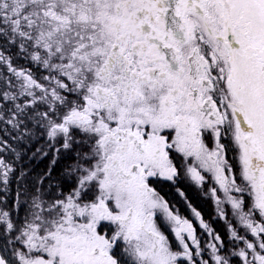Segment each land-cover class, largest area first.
<instances>
[{
  "label": "snow or ice",
  "instance_id": "1",
  "mask_svg": "<svg viewBox=\"0 0 264 264\" xmlns=\"http://www.w3.org/2000/svg\"><path fill=\"white\" fill-rule=\"evenodd\" d=\"M0 40L49 73L46 86L0 52L20 80L16 91L10 81L0 91L12 104L6 122L43 128L62 149H78L73 190L33 197L15 237L25 250H5L0 264H208L196 259L193 225L152 186L178 178L173 152L214 172L258 238L233 231L245 243L238 255L264 264V0H0ZM3 111L0 104V119ZM225 137L238 151L241 183L227 174ZM0 169L7 183L2 159ZM0 222L17 230L7 211ZM106 224L114 227L106 232ZM213 239L215 264H230L226 245Z\"/></svg>",
  "mask_w": 264,
  "mask_h": 264
},
{
  "label": "flooded vegetation",
  "instance_id": "2",
  "mask_svg": "<svg viewBox=\"0 0 264 264\" xmlns=\"http://www.w3.org/2000/svg\"><path fill=\"white\" fill-rule=\"evenodd\" d=\"M1 41V48L6 52L4 56L10 59L11 63L15 61V63L19 65L28 63L31 65L36 64L30 59L28 54L21 53L18 44L8 43L4 40ZM29 51H31V49ZM22 133L23 130L17 128V136L22 137ZM48 141L50 145L54 144V141H51L49 138ZM221 142L226 145L225 150L227 159L232 165L231 171L227 174L229 176H236L237 182L241 183L239 180L240 165L238 151L235 149V146L229 138L225 137ZM205 143L210 148L214 147V140L211 137H206ZM172 158L173 163L178 167V178L174 181H165L163 178H154L152 186L160 192L167 201H169L170 206L182 218L187 219L195 228V235L200 243L199 251L201 253L199 257H196L197 261L204 260L207 261L208 264H215L211 245L216 244L219 246L220 241L213 239V236L216 235L219 236L220 240L226 245V248L223 249V254L229 257L230 264H244L243 258L240 257L238 253L241 249L245 248V243L236 240L232 236V232L236 231L238 235L244 236L249 241H255L258 238L252 236L251 232L246 229L239 220V217L236 215V212L228 201L223 189L215 179L214 172L207 167L200 166L199 162L194 160V158H186L183 157L182 154L175 152L172 153ZM17 159L20 162H23L24 156L17 155ZM34 161L35 160L32 159V162ZM191 167H197V171H199L201 176L204 177L202 181L193 177L192 173L188 170ZM6 190L7 187H5V193ZM64 190L66 189L64 188ZM36 191L39 192V188H36ZM180 192L183 193V196L179 195ZM47 194L49 197L46 200L53 199L54 197L52 196L55 194L54 187L47 188ZM60 194H62V192ZM231 195L240 196L239 193L235 192H232ZM243 198L250 201V198L246 193ZM193 209L200 213L199 217L194 214ZM256 219L257 222H259L258 216ZM201 220L204 224L208 225L207 229L203 227ZM113 227V225L106 224L104 231L109 232ZM172 227L173 226L169 222H165L162 230L165 235L168 236L173 246L179 247V241L176 238L174 231H172ZM0 239L2 242L0 253L5 250L8 253L13 250H25L24 245L20 241H16L15 247H12V241L9 240L7 235L1 236ZM187 242L191 248H195V245L191 243L190 239H188ZM233 253H237V255H233ZM249 259H251V256H249ZM17 264H19L18 259ZM185 264H188V262L185 261Z\"/></svg>",
  "mask_w": 264,
  "mask_h": 264
},
{
  "label": "trees",
  "instance_id": "3",
  "mask_svg": "<svg viewBox=\"0 0 264 264\" xmlns=\"http://www.w3.org/2000/svg\"><path fill=\"white\" fill-rule=\"evenodd\" d=\"M1 44L0 40V52L5 55L6 52L1 48ZM11 65L17 71H30L34 78L47 86L43 77L49 73L42 66L30 63L19 65L15 61ZM17 80L20 81L8 68L7 63L0 61V91L9 90V81L12 85L11 90L16 91ZM0 104L4 105V119H0V142H2L0 159L10 168L7 183H4L2 176L5 169H0V210L7 211L14 220L18 211H23L24 206L32 202L33 197L38 193L36 188H39V194L46 200L49 197L47 188L54 187L55 194L52 197L58 198L75 185V177L71 174V169L76 163L75 152L78 149L64 150L56 141L50 145L47 131L31 124L28 128L21 127L22 137L17 136V128L6 122L11 118V114L7 111L12 107L11 102L0 101ZM56 149L60 150L56 151ZM17 155H23L24 161L20 162ZM32 159L35 161L32 162ZM5 187H7L6 193ZM1 236L3 231L0 223V238ZM1 247L0 239V252Z\"/></svg>",
  "mask_w": 264,
  "mask_h": 264
},
{
  "label": "rangeland",
  "instance_id": "4",
  "mask_svg": "<svg viewBox=\"0 0 264 264\" xmlns=\"http://www.w3.org/2000/svg\"><path fill=\"white\" fill-rule=\"evenodd\" d=\"M19 83H20V81L17 82V86H19ZM74 186L71 189H69L65 193V195L69 194L73 190ZM30 206H31V202L28 204V206L27 205L24 206L23 211L22 210L18 211L17 215L15 216L16 218H14V220L12 219V216L9 215V219L16 226V229H17L16 231H14V232L7 231L5 224L3 222H0L1 223V230L3 231V235H7V237H9V240L12 241L11 242L12 247H15V245H16L15 242L18 241V240H16L15 237L20 234L18 229H20L24 226V224L26 222V217L28 220L31 219Z\"/></svg>",
  "mask_w": 264,
  "mask_h": 264
}]
</instances>
